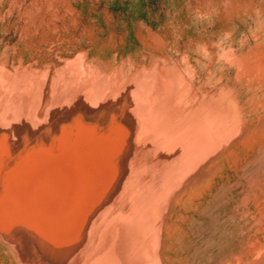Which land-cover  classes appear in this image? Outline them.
Segmentation results:
<instances>
[{
	"label": "bare ground",
	"instance_id": "bare-ground-1",
	"mask_svg": "<svg viewBox=\"0 0 264 264\" xmlns=\"http://www.w3.org/2000/svg\"><path fill=\"white\" fill-rule=\"evenodd\" d=\"M34 4L0 36V264H261L264 131L225 171L252 124L213 40L202 79L175 26L91 40Z\"/></svg>",
	"mask_w": 264,
	"mask_h": 264
},
{
	"label": "rangeland",
	"instance_id": "rangeland-1",
	"mask_svg": "<svg viewBox=\"0 0 264 264\" xmlns=\"http://www.w3.org/2000/svg\"><path fill=\"white\" fill-rule=\"evenodd\" d=\"M37 1L43 0H0V36L9 25L12 27L14 21L20 18V15L25 11L35 10L34 3ZM69 1H71L75 11L67 14L61 13L59 22L68 23L75 21L74 27L80 28L83 25L86 26L87 29L82 33L85 39L102 40L108 35V31L112 27H115V30L124 34H134L139 28L140 19L145 20L152 26L159 25L160 27L164 23H166V25L168 23V25L177 27L183 35L184 39L182 42L188 46L192 54V59L198 60L197 63L194 64V68L202 79L208 78L205 74L208 69L205 64L206 62L200 61L201 55L199 48L203 41L212 39L213 44L211 46L212 48H210V52L212 54L211 59L216 73L215 77L217 78V76L221 74L223 78L226 79V84L230 90V92H228L229 94L227 93L229 100H231L228 107L233 110L235 106L238 105L241 115L245 119L249 116L252 124L250 127H254V124H256V128H261L259 129V133L257 129L256 133H253L254 128L252 127L245 129L247 133L243 130L241 131V137H246L233 154L227 157L223 167L225 171L231 175L243 161L244 164L247 163L244 159L246 157L249 159L253 155L258 143L263 139V134L260 133V130L264 131L261 122L255 118L264 113V0ZM91 10L94 14L99 15L94 18L91 17ZM84 14L85 16H83ZM224 34H226L227 37H225ZM221 47H223L222 52L224 53L220 52ZM216 52H218L219 55H215ZM224 54L225 56H223ZM240 54H242V58ZM245 56L248 57L244 60ZM248 58H250L251 61ZM252 59H254L255 63H252ZM203 60L207 61L205 58H203ZM240 68L241 70H239ZM240 73H242L241 76H238ZM234 78L235 80L232 81ZM237 78H242V80H238ZM247 79L250 81H247ZM255 92L257 93L255 94ZM253 98L255 99L253 100ZM254 119H256L259 124ZM251 132L252 134L250 135ZM261 135L262 138L259 137ZM256 138H258L257 141ZM245 139L250 142L246 141V144ZM246 151L249 155L246 154ZM234 154L236 155L234 156ZM237 156L238 158H231L234 160V162H232L230 157ZM243 163L242 165H244ZM235 164L237 167H234L236 166ZM261 196L263 199L264 193H262ZM261 201L260 209L262 218L261 224H259L260 230L258 231L260 245H262L260 252L264 250L262 248L264 247V200ZM259 256L261 257H258L259 260H262L260 263L264 264L262 263L264 262V251L261 252ZM252 262L253 258H251L248 263L252 264Z\"/></svg>",
	"mask_w": 264,
	"mask_h": 264
}]
</instances>
